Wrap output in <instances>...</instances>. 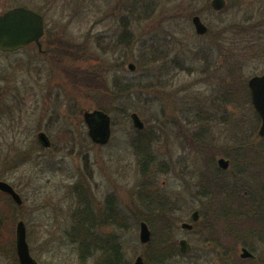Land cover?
<instances>
[{
  "label": "rangeland",
  "instance_id": "374dc122",
  "mask_svg": "<svg viewBox=\"0 0 264 264\" xmlns=\"http://www.w3.org/2000/svg\"><path fill=\"white\" fill-rule=\"evenodd\" d=\"M50 1L0 0V11L25 5L46 18L44 52L30 45L0 55V179L24 199L17 206L0 193V264H19L20 219L39 262L99 264L100 253L82 262L67 237L83 199L98 233H116L131 263L150 247L139 238L146 221L153 235L150 222L157 228L167 222L172 242L191 243L193 252L177 255L174 264H238L241 239L225 251L213 233L234 215L228 199L264 194L255 168L264 166V137L246 96L248 79L264 73V0H227L219 12L211 0ZM195 14L206 33L196 32ZM87 77L91 90L82 82ZM121 82L132 90L118 94ZM94 108L112 119L105 145L91 140L84 121ZM40 131L51 147L39 143ZM139 141L150 144L148 160L137 154ZM222 156L231 162L226 170L217 163ZM195 209L201 215L194 229H183ZM245 236L255 263L264 264V242Z\"/></svg>",
  "mask_w": 264,
  "mask_h": 264
},
{
  "label": "trees",
  "instance_id": "16d2710c",
  "mask_svg": "<svg viewBox=\"0 0 264 264\" xmlns=\"http://www.w3.org/2000/svg\"><path fill=\"white\" fill-rule=\"evenodd\" d=\"M45 1L46 3L51 5L50 0ZM87 78H82V82L83 85L87 84L85 86L87 87V90H91L90 87L93 86V83L91 81V78ZM78 84H82L79 79ZM117 89L119 91L118 94L122 95L124 93H129L132 90V86H130V84L121 82L118 85ZM223 95L227 102H232L234 100V96L232 95L231 91H226L225 93H223ZM246 96L249 103H252L250 90L247 84ZM251 107H253V105ZM253 111L256 113L260 121V117L256 110L253 109ZM149 145L150 144L148 142L145 143L143 141H139L135 144L137 154L145 160H148V158L152 156ZM250 146H253V143H248L245 147ZM253 150L256 152V154H258L259 151H257L256 147H253ZM259 154H262V152H259ZM254 156L256 158L259 157L256 155ZM261 164L262 162L260 161L258 165H255V168H258L260 170L261 178L257 179L260 180V184L264 189V166ZM249 195L253 196L254 200L256 201L255 203L248 198ZM261 195V197H257L252 193H247V195H242V198L239 197L236 200L228 199L229 202L226 203L227 208L231 209L232 207H234L235 210L232 211L234 215L230 219H228L229 225L227 224L225 228L216 227V231H214L213 233V240H215L216 237V241H221L217 242V244L224 246L225 251H229L231 247L235 245L236 242H238V239H241L244 246L250 248L251 251L254 250L252 244H250L246 240H243L247 239L246 236L242 237L247 232H251L254 236L257 235L258 238L264 242V194ZM8 198L11 200L10 196H8ZM108 207V209L110 210V214L108 213V216L110 217V215H112V217L114 218L116 215V210H114L111 205H108ZM0 215L2 214L0 213ZM73 215L74 222L71 229L68 231L67 237L72 243L77 245L82 262H86L95 253H100L102 257L99 264H131V262L126 257L124 246L116 233L107 236H103L98 233L97 228L100 227V223L96 221L93 208L91 207V204L89 201H87V199H83L82 206L77 209ZM204 215L205 212H202V216ZM221 215V217H223V214ZM3 218L5 221L4 216ZM103 223L104 224H101V226H105L106 223ZM150 224L154 229V235L152 241L149 243V249L145 251L146 264H174V259L177 255L183 257L189 256L188 254H185L180 250V247L178 246L176 241H171L173 235V226H171L167 222H163L158 228L157 226L154 227V224L152 222H150ZM158 233L160 235H158ZM215 234L217 236H215ZM1 252L2 251H0V253ZM192 252L193 249L190 254ZM255 261L256 257L248 259L239 258V261L237 262L238 264H256Z\"/></svg>",
  "mask_w": 264,
  "mask_h": 264
},
{
  "label": "water",
  "instance_id": "95a60500",
  "mask_svg": "<svg viewBox=\"0 0 264 264\" xmlns=\"http://www.w3.org/2000/svg\"><path fill=\"white\" fill-rule=\"evenodd\" d=\"M226 4V0H212V6L217 11L225 8ZM193 23L197 33L204 34L208 31L207 25L199 15L193 17ZM44 33L45 18L40 12L32 8L20 5L10 8L3 13L0 12V52L18 50L31 43H37L41 49V39ZM129 68L134 69L135 65L130 63ZM248 86L251 91L252 103L261 118L259 135L263 137L264 74L252 76L248 80ZM83 117L88 126V134L92 141L97 144H107L112 136V119L110 114L103 109L96 108L93 110H85ZM131 118L137 128L142 129L144 127V122L137 113H132ZM38 139L44 147L48 148L51 146V140L46 132H39ZM218 166L222 169H228L230 160L225 157H220L218 159ZM0 190L10 194L17 204H23L21 194L8 181L0 180ZM192 218L194 221L199 219V211L197 209L193 212ZM3 225L4 220L0 216V236L2 234ZM182 227L191 229L193 224L183 222ZM139 238L142 243L151 241L152 231L145 221L140 223ZM180 248L183 252L188 253L191 251L192 246L187 239L183 238L180 240ZM16 253L19 264H47L40 263L32 256L27 240V227L23 220H19L16 224ZM240 256L242 258H251L253 254L248 248L243 247ZM132 264H145L144 257L138 255Z\"/></svg>",
  "mask_w": 264,
  "mask_h": 264
},
{
  "label": "flooded vegetation",
  "instance_id": "af4514ba",
  "mask_svg": "<svg viewBox=\"0 0 264 264\" xmlns=\"http://www.w3.org/2000/svg\"><path fill=\"white\" fill-rule=\"evenodd\" d=\"M44 52V51H43ZM192 230V229H191Z\"/></svg>",
  "mask_w": 264,
  "mask_h": 264
}]
</instances>
